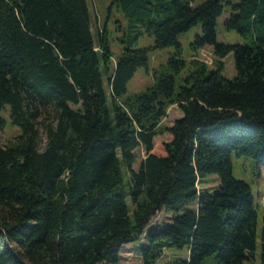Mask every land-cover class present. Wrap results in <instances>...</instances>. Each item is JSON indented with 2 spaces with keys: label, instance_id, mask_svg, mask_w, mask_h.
<instances>
[{
  "label": "trees",
  "instance_id": "16d2710c",
  "mask_svg": "<svg viewBox=\"0 0 264 264\" xmlns=\"http://www.w3.org/2000/svg\"><path fill=\"white\" fill-rule=\"evenodd\" d=\"M197 1L113 0L110 12L130 22L114 63L109 31H94L88 0H0V131L21 132L0 146V264H121L123 248L143 236V264L184 247L188 259L169 264L212 255L264 264V200L232 165L236 152L264 167V0ZM225 5V27L242 44L217 40ZM198 24L191 48L211 47L212 68L181 58L180 38ZM144 36L152 49L176 52L152 87L127 96L148 68L149 48H135ZM173 106L183 116L163 127ZM44 114L55 117L42 150ZM164 134L172 140L160 157L154 141ZM139 149L146 158L135 170ZM209 175L220 180L214 193L200 188ZM162 211L172 222L148 229Z\"/></svg>",
  "mask_w": 264,
  "mask_h": 264
},
{
  "label": "rangeland",
  "instance_id": "374dc122",
  "mask_svg": "<svg viewBox=\"0 0 264 264\" xmlns=\"http://www.w3.org/2000/svg\"><path fill=\"white\" fill-rule=\"evenodd\" d=\"M113 0H88L90 12L92 15L93 29L96 31L102 26H106L109 31V37L111 40V47L114 53L113 62L116 63V59L122 53V46L120 45L118 39L124 35L125 32H129L130 22L126 19L124 14L120 12L116 7L110 12ZM208 0H198L197 3L201 4ZM234 4L240 2V0H228ZM231 7L230 5H225L222 15L218 18L216 25L217 40L220 43H231V44H242L244 39L235 31L227 30L225 27V21L230 16ZM197 35H202L201 24L194 26L188 32L181 36L180 42L182 44L181 58L184 60H197L209 66L214 67L216 57L214 55L213 49L211 47H205L201 49L198 53L191 48V43L194 41ZM154 46V39L149 36H144L135 45V48H149V64L148 68L140 67L128 85L127 96L133 95L135 93H140L146 91L152 87L156 81L157 77H160L163 73L167 72V61L170 56L174 55L176 50L174 47H167L162 49H152ZM224 71L223 75L232 79L236 75L235 62L233 54L229 55L224 60ZM186 75V70L182 71L177 77V84H180L181 79ZM107 87V85H106ZM109 90V89H108ZM126 96V97H127ZM125 97V98H126ZM2 116L7 120H10V110L7 109ZM183 113L179 110L177 106L171 107L167 112V117L163 120V127H171L174 122L180 119ZM53 114H44L39 119V128L41 130V149L44 150L47 145V137L45 133V125L54 121ZM21 134L20 130L12 126L11 124L5 129V131H0V146L4 147L10 142H14L17 137ZM172 136L169 134H164L156 137L154 143L155 148L153 153L164 157L165 156V143L170 142ZM137 162L134 165V169L138 170L141 162L146 158V153L143 149L136 151ZM232 165H233V175L236 179L246 181L252 188L254 196L256 197V202L263 203L264 200V167H258L256 162L248 156H237L234 152L232 155ZM220 187L219 177L216 175H209L204 178L200 188H204L207 191L214 193ZM263 211V210H262ZM261 211V214H262ZM181 211L179 214H183ZM173 218L172 213L162 211L156 215L152 220L151 225L148 229L153 227H162L165 223H171ZM262 222L260 221L259 231H261ZM141 244H146L145 236L142 237V241L135 242L133 244L126 245L121 253V264H143V260L138 254L136 248H139ZM189 257V251L187 247L182 249L169 248L165 250L163 256L158 260L157 264H169L171 261L181 259L187 260ZM202 264H221L217 261L215 255L209 256L204 259ZM246 264H260L259 259L254 263Z\"/></svg>",
  "mask_w": 264,
  "mask_h": 264
},
{
  "label": "built area",
  "instance_id": "2783aa9c",
  "mask_svg": "<svg viewBox=\"0 0 264 264\" xmlns=\"http://www.w3.org/2000/svg\"><path fill=\"white\" fill-rule=\"evenodd\" d=\"M99 50V48H96V51H98Z\"/></svg>",
  "mask_w": 264,
  "mask_h": 264
}]
</instances>
